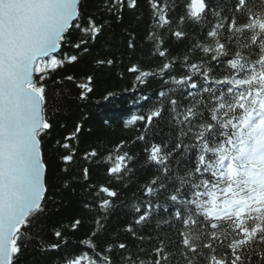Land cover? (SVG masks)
<instances>
[{"label":"snow or ice","instance_id":"obj_1","mask_svg":"<svg viewBox=\"0 0 264 264\" xmlns=\"http://www.w3.org/2000/svg\"><path fill=\"white\" fill-rule=\"evenodd\" d=\"M0 264H264V0H0Z\"/></svg>","mask_w":264,"mask_h":264},{"label":"trees","instance_id":"obj_2","mask_svg":"<svg viewBox=\"0 0 264 264\" xmlns=\"http://www.w3.org/2000/svg\"><path fill=\"white\" fill-rule=\"evenodd\" d=\"M125 86H127L126 84H121L119 87L120 88H123V87H125ZM158 86V83L156 82V81H153L152 82V85H151V88H153V89H155L156 87ZM116 105L119 107V106H122V107H127L128 105H127V101H126V99H125V101H124V103L122 104L121 103V101L120 100H118V101H116ZM117 110H118V108H117ZM168 129L165 127V126H161V131L162 132H165V131H167ZM127 134H131V133H127ZM119 217L117 216V217H114L113 218V221H112V223L113 224H116V223H118L119 222Z\"/></svg>","mask_w":264,"mask_h":264}]
</instances>
